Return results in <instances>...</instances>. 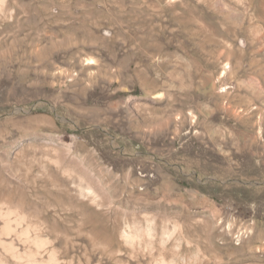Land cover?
<instances>
[{"label":"rangeland","instance_id":"1","mask_svg":"<svg viewBox=\"0 0 264 264\" xmlns=\"http://www.w3.org/2000/svg\"><path fill=\"white\" fill-rule=\"evenodd\" d=\"M0 211V264H264V0H3Z\"/></svg>","mask_w":264,"mask_h":264},{"label":"bare ground","instance_id":"2","mask_svg":"<svg viewBox=\"0 0 264 264\" xmlns=\"http://www.w3.org/2000/svg\"><path fill=\"white\" fill-rule=\"evenodd\" d=\"M3 2V0H0V6H1V3ZM76 162V161H75ZM60 163L63 165L64 163H65V161H64V158L62 157L61 158V160H60ZM83 173V172H82ZM90 179V182L92 183V185L93 186H95L96 184H95V181L94 180H92L91 178H89ZM0 216L2 217L3 216V212H1L0 211ZM7 216V215H6ZM5 216V217H6ZM0 217V218H1ZM8 217V216H7ZM3 219H4V217H2ZM4 220H6V218L4 219ZM11 220V219H10ZM23 220H25V216L24 215H22V214H17V219H16V222L17 221H19V223H22V221ZM12 223H10L9 222V220H7V222L5 223V225H4V228L2 227V229H3V233L5 234V235H11L12 233H14L15 232V235H16V231H18V230H15V229H13V225H11ZM18 227V226H17ZM23 234H27L28 235V230H25L24 232H22ZM21 235V234H20ZM133 235V234H132ZM132 235L130 234H125V237H126V239H132L131 241H133V240H135L136 238L134 237H132ZM136 236V235H135ZM137 239H138V235H137ZM38 243V246H39V248H45L48 244H49V242L48 241H39V242H37ZM6 249H7V251L9 252V254L12 256V257H15V258H20V254L16 251V249L14 248V246L12 245V244H9L7 247H6ZM47 249V248H46ZM45 250V249H44ZM263 251H264V247H263ZM30 258V257H29ZM28 260V259H27ZM172 263V260L169 262V261H167L166 259H162L161 260V262L159 263V264H171ZM26 264H60L59 262H58V258H57V255H56V253H55V250L53 249L51 252H50V260H49V263H38V261L37 260H33L32 258L31 259H29L28 261H27V263ZM173 264V263H172Z\"/></svg>","mask_w":264,"mask_h":264}]
</instances>
